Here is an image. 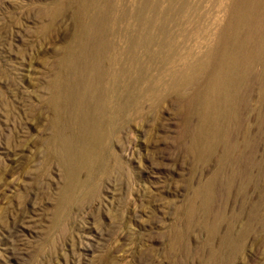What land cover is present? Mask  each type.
Segmentation results:
<instances>
[{
    "label": "rangeland",
    "instance_id": "1",
    "mask_svg": "<svg viewBox=\"0 0 264 264\" xmlns=\"http://www.w3.org/2000/svg\"><path fill=\"white\" fill-rule=\"evenodd\" d=\"M234 1L0 0V264H264V59L229 158L197 156L195 106L146 81L203 57ZM98 26L101 90L81 52ZM87 77L102 118L78 110Z\"/></svg>",
    "mask_w": 264,
    "mask_h": 264
},
{
    "label": "bare ground",
    "instance_id": "2",
    "mask_svg": "<svg viewBox=\"0 0 264 264\" xmlns=\"http://www.w3.org/2000/svg\"><path fill=\"white\" fill-rule=\"evenodd\" d=\"M231 9L228 24L219 31L216 44L203 57L189 62L187 58L190 54H187L184 58V69L170 70L168 79L157 76V74L155 75L157 77L146 78L148 90L152 91L154 96L159 97L157 90L162 88L167 94H176L188 105L195 106L199 125L192 131L191 150L199 157L209 156L217 145L223 144L226 146L224 158H229L232 151V149L230 151V137L234 127L240 125L241 117H243L239 105L244 103L241 102L243 100L242 88L248 74L247 71L264 59V0H235ZM159 33L161 37L171 39L174 37L170 31L164 29H161ZM187 36L188 33H185L184 37ZM154 40V35L149 32L142 42L135 40L130 42L132 46L142 44L149 47ZM108 46L110 43L107 41V32L99 26L92 31H86L81 40V52L86 62L91 63L88 70L97 78L95 84L97 90H101L103 85L100 82L103 75L101 56ZM159 47L163 49L166 45L161 42ZM172 49V43H170L169 56L162 60L163 64L166 61L172 62L175 58V52ZM145 51L147 52V49ZM92 52L96 54L97 59ZM91 83L87 77L84 81L78 110L84 114L91 111L102 118L105 107L112 102V99L111 97L104 99L100 95L92 96L93 84ZM163 94L160 100L164 99ZM101 136L102 133H96L98 140ZM210 200L211 198L207 201L208 206ZM194 208L191 203L189 210L192 212Z\"/></svg>",
    "mask_w": 264,
    "mask_h": 264
}]
</instances>
